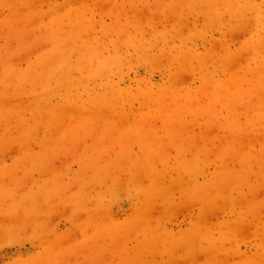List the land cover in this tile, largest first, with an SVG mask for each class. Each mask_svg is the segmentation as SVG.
Here are the masks:
<instances>
[{"label":"rangeland","instance_id":"1","mask_svg":"<svg viewBox=\"0 0 264 264\" xmlns=\"http://www.w3.org/2000/svg\"><path fill=\"white\" fill-rule=\"evenodd\" d=\"M0 264H264V0H0Z\"/></svg>","mask_w":264,"mask_h":264}]
</instances>
